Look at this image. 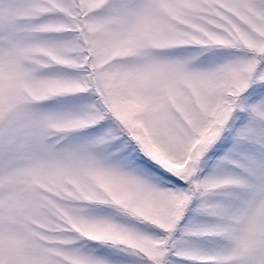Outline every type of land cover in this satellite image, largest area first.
Here are the masks:
<instances>
[{"label":"snow or ice","instance_id":"snow-or-ice-1","mask_svg":"<svg viewBox=\"0 0 264 264\" xmlns=\"http://www.w3.org/2000/svg\"><path fill=\"white\" fill-rule=\"evenodd\" d=\"M0 264H264V0H0Z\"/></svg>","mask_w":264,"mask_h":264}]
</instances>
